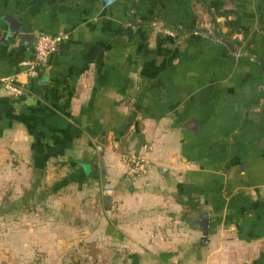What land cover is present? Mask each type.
<instances>
[{
	"label": "crops",
	"instance_id": "1",
	"mask_svg": "<svg viewBox=\"0 0 264 264\" xmlns=\"http://www.w3.org/2000/svg\"><path fill=\"white\" fill-rule=\"evenodd\" d=\"M5 77L0 264H264V0H0Z\"/></svg>",
	"mask_w": 264,
	"mask_h": 264
},
{
	"label": "built area",
	"instance_id": "2",
	"mask_svg": "<svg viewBox=\"0 0 264 264\" xmlns=\"http://www.w3.org/2000/svg\"><path fill=\"white\" fill-rule=\"evenodd\" d=\"M63 35L49 34L44 32H36L33 39V51L29 59L25 60L23 64L26 67V74L29 78H36L41 70V67L46 57L54 52ZM0 88L12 96H19L23 93V87L12 77H5L0 79ZM142 149L144 152H130L124 156L126 163V170L124 175L132 177L140 175L144 172L147 163L146 152L150 149L148 144H143ZM107 194L112 193V188H106ZM162 264H188L183 262H166Z\"/></svg>",
	"mask_w": 264,
	"mask_h": 264
},
{
	"label": "water",
	"instance_id": "3",
	"mask_svg": "<svg viewBox=\"0 0 264 264\" xmlns=\"http://www.w3.org/2000/svg\"><path fill=\"white\" fill-rule=\"evenodd\" d=\"M8 21V29L11 33L10 36H16L18 38H26L27 33L25 32H17V29L19 27V23H17L14 19H7ZM32 36V35H30ZM194 223H196L202 233V239H207L208 234V216L205 213H198V217L192 219Z\"/></svg>",
	"mask_w": 264,
	"mask_h": 264
},
{
	"label": "rangeland",
	"instance_id": "4",
	"mask_svg": "<svg viewBox=\"0 0 264 264\" xmlns=\"http://www.w3.org/2000/svg\"><path fill=\"white\" fill-rule=\"evenodd\" d=\"M8 207V206H7ZM4 216H8V213L6 214V215H4ZM21 216H23L22 214H21ZM8 223H10L8 220H4V221H2V228L3 229H7L8 228ZM71 264H89L88 262H84V261H80V262H74V263H71Z\"/></svg>",
	"mask_w": 264,
	"mask_h": 264
}]
</instances>
